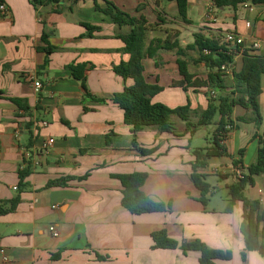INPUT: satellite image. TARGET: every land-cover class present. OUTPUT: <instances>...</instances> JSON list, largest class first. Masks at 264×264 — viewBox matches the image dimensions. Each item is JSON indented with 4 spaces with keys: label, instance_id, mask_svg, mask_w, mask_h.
<instances>
[{
    "label": "crops",
    "instance_id": "1",
    "mask_svg": "<svg viewBox=\"0 0 264 264\" xmlns=\"http://www.w3.org/2000/svg\"><path fill=\"white\" fill-rule=\"evenodd\" d=\"M94 1L63 0L59 7L35 8L29 0H0L8 9L7 15L0 13V204L19 198L13 213L0 217V264H201L198 252L184 255L179 249L153 250L152 235L162 230L178 242L200 241L212 250L232 254L230 261L216 264H244L243 204L226 212L227 187L236 174L233 160L214 158L201 171L208 183L214 178L221 182L216 181V188L211 186L207 207L199 201L201 193L191 179L194 151L210 146L219 118L192 134L174 116L173 134L150 127L135 139L123 110L112 102L114 95L134 84L114 72L130 60L120 35L131 28H120L98 13ZM96 1L101 6L105 1L112 3L131 17L143 16L155 26L148 33L147 47L152 41H164L169 32L180 33L183 49L199 33L221 43L231 32L244 38L226 78L225 94L236 91L233 74L242 71L245 52L264 57V49H252L256 41L264 44V5L249 2L233 11L211 7L212 0H188L190 24H185L175 1ZM84 24L101 31L90 35ZM43 36L48 44L43 43ZM48 47L54 51L46 53ZM198 57L196 52H187L185 60L189 72L205 80L208 70L204 64L193 63ZM177 60L175 52L165 50L144 60L147 83L163 88L153 103L171 109L189 105L190 121L198 125L209 100L217 99L219 93L198 86L185 91L180 87L183 78ZM76 68L84 69L92 98L86 97L81 82L75 79ZM29 77L41 83L40 90ZM262 84L264 87V76ZM13 99L22 104L18 106ZM260 104L264 114V94ZM248 114L241 107L234 109L231 120L236 129L224 143L244 169L256 164L257 136L264 129L238 121ZM50 139L55 144L44 153L42 147ZM134 140L140 148L156 149V153L143 156ZM240 151H244L242 157ZM27 166L31 174L21 185L20 172ZM134 173L148 174L142 191L171 205L170 212L136 216L123 208V187L116 177ZM63 179L68 180L65 186L48 188L51 182ZM221 191L225 198L219 199ZM245 196L259 202L264 212V174L246 189ZM263 238L264 232L261 241ZM57 253L61 255L54 260L52 255ZM246 264H264V257L249 252Z\"/></svg>",
    "mask_w": 264,
    "mask_h": 264
},
{
    "label": "trees",
    "instance_id": "2",
    "mask_svg": "<svg viewBox=\"0 0 264 264\" xmlns=\"http://www.w3.org/2000/svg\"><path fill=\"white\" fill-rule=\"evenodd\" d=\"M35 7L56 5L61 6L63 0H29ZM175 1L178 6V15L180 20L185 24H190L188 21V0H169ZM95 10L109 17L115 25L120 28L130 27L131 31L128 34L120 35L121 41L125 48L123 52L130 56V60L122 63L114 69L115 74L123 78L125 81L133 80V86L126 87L122 93L114 95L112 102L124 112L125 124L132 129V134L136 139L137 135L150 127L158 128L162 134H173L175 127L172 124V117L176 116L187 125V130L190 133L199 126H209L213 124L215 118H219L217 129L210 141V146L194 151L196 157L193 166L192 182L201 193L199 201L204 207H207L211 196V185L207 182V175L201 173L208 167L210 160L214 158H231L235 169L241 170V177L237 173L234 175L235 181L227 187L228 206L227 213L233 211L237 203L243 204V222L241 224V234L245 242V250L242 253L243 263L247 262V254L249 252H258L264 257V212H261V205L257 201H250L245 196V191L248 187L254 186L256 178L264 174V129L261 134H258L259 151L256 164L244 169L241 160H235L224 147L223 139H228V134L236 129L231 117L236 107H241L249 114L246 117L239 118L242 123L255 124L259 129L264 128V114L262 113L260 97L264 94L262 79L264 76V57L251 56L245 52L243 69L238 74H233L234 85L236 91L232 94H225L228 88L226 78L229 74L222 70V67H232L234 63L235 53L230 50L229 46L216 39L207 38L199 33L195 35V41L192 45L183 49L180 45V33L169 32L167 38L162 40L152 41L147 47V36L150 31H153L155 26L149 24L146 18L131 17L117 8L114 4L106 2L103 6L99 5L95 0ZM251 2L254 5H264V0H212L214 6L218 9L230 8L237 11L239 6L246 5ZM161 20V19H160ZM162 21V20H161ZM163 22V21H162ZM90 35L95 32H100V27H92L84 24ZM43 43H47V37L43 36ZM159 50L175 52L178 58L177 64L179 72L183 78L180 83L185 91L189 88L207 87L214 92H218L217 99H210L208 109L201 115V120L198 125L191 123V110L189 105L171 109L160 103H153V98L163 91V88L158 85L147 83L145 78L144 60L154 59ZM54 49L48 47L46 53L53 52ZM187 52H196L198 59L194 60V64H204L208 70V75L205 80L198 79L195 75L189 72V63L185 60ZM75 79L82 84V88L87 98H92L85 85V71L82 68L74 70ZM3 93L0 91V96ZM20 106L22 102L17 99L12 100ZM104 103L105 101H99ZM29 130L32 124L28 125ZM230 128V129H228ZM135 149L143 156H151L156 153V149H143L138 146L134 140ZM244 151H240L242 157ZM31 174V167L20 172L21 185ZM147 173H134L129 175L117 176L123 187L122 206L132 215L140 216L153 213H168L171 211V205H166L163 202L155 200L147 196L142 188L148 180ZM68 180H60L51 182L48 188L61 187L67 184ZM19 204V198L7 203L0 204V217L13 213ZM154 243L153 250H181L184 255L189 252L200 253L201 264H216V261H230L232 254L229 252H221L208 248L200 241L178 242L169 237L167 231L162 230L152 235ZM264 240V238H263ZM61 253L52 255L56 260ZM98 259L105 258L97 255Z\"/></svg>",
    "mask_w": 264,
    "mask_h": 264
},
{
    "label": "built area",
    "instance_id": "3",
    "mask_svg": "<svg viewBox=\"0 0 264 264\" xmlns=\"http://www.w3.org/2000/svg\"><path fill=\"white\" fill-rule=\"evenodd\" d=\"M211 7H215L214 4H211ZM0 13L4 16L8 14V9L6 7V5L2 4L0 5ZM224 43L226 45L229 46L230 50L233 51V53L236 52L237 49H242L243 45L245 44L244 38L238 36L236 33L231 32L226 34L225 38H224ZM252 49L255 51H260L262 49H264V44L260 41H256L252 44ZM223 71H226L227 74L231 73V67H227L224 66L222 67ZM28 80H30L31 82L34 83V87L36 88V90H40L42 85L38 80H35L34 77H29ZM214 96V93H213ZM48 124L45 123V126H47ZM230 129V128H228ZM229 135V134H228ZM228 137V136H226ZM226 139H223V144L226 142ZM55 144V140L54 139H50L48 140L44 145H43V152L47 153L49 151V149ZM236 173L238 175V177H241V170L240 169H236ZM15 191H18V187H14ZM56 209V207H54ZM50 231L53 233L54 237H58V232L54 227L50 228Z\"/></svg>",
    "mask_w": 264,
    "mask_h": 264
},
{
    "label": "rangeland",
    "instance_id": "4",
    "mask_svg": "<svg viewBox=\"0 0 264 264\" xmlns=\"http://www.w3.org/2000/svg\"><path fill=\"white\" fill-rule=\"evenodd\" d=\"M203 144V143H202ZM203 146V145H202ZM216 181H218V179L216 178H214V179H210L209 180V183L211 184V186L213 187V188H216L217 187V184H218V182H216ZM219 183H221V182H219ZM227 192V191H226ZM218 198L219 199H221V198H225V192H223V191H221V192H219L218 193Z\"/></svg>",
    "mask_w": 264,
    "mask_h": 264
}]
</instances>
